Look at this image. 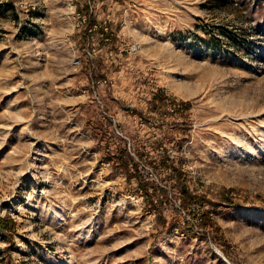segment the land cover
<instances>
[{
  "label": "rangeland",
  "instance_id": "374dc122",
  "mask_svg": "<svg viewBox=\"0 0 264 264\" xmlns=\"http://www.w3.org/2000/svg\"><path fill=\"white\" fill-rule=\"evenodd\" d=\"M0 264H264V0H0Z\"/></svg>",
  "mask_w": 264,
  "mask_h": 264
},
{
  "label": "built area",
  "instance_id": "2783aa9c",
  "mask_svg": "<svg viewBox=\"0 0 264 264\" xmlns=\"http://www.w3.org/2000/svg\"><path fill=\"white\" fill-rule=\"evenodd\" d=\"M125 47L131 52V53H136L137 50H138V44L136 43H129L127 42L125 44ZM94 55H95V50L94 48H91L90 51H87V56H88V59L91 60L94 58ZM78 59H75L73 62L74 64H78ZM106 83H107V78H96V77H91V80H90V87L92 89V93L93 95L95 96V98L97 99L96 97V90L100 87V86H106ZM97 102H99L97 100ZM100 107H102L100 105ZM166 110L168 113L170 114H174L176 112V107L175 105L171 104L168 102L167 106H166ZM135 123L137 126H143L144 125V120L142 117H136L135 118ZM120 137L122 138L123 140V149L128 152L134 160H136V156L133 152V146H132V143L130 141V139L126 136H124L123 134L117 132ZM145 174H146V178H149V179H153L155 177V174L154 172L152 171V168L145 165L143 166V171ZM195 229L197 230H201V227H198L197 225H195Z\"/></svg>",
  "mask_w": 264,
  "mask_h": 264
},
{
  "label": "trees",
  "instance_id": "16d2710c",
  "mask_svg": "<svg viewBox=\"0 0 264 264\" xmlns=\"http://www.w3.org/2000/svg\"><path fill=\"white\" fill-rule=\"evenodd\" d=\"M11 222H14L13 220H10Z\"/></svg>",
  "mask_w": 264,
  "mask_h": 264
}]
</instances>
